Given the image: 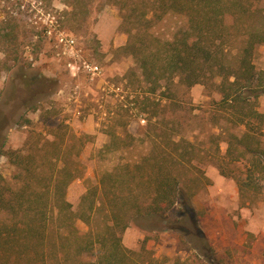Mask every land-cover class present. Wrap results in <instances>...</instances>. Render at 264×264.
<instances>
[{
    "label": "rangeland",
    "instance_id": "rangeland-1",
    "mask_svg": "<svg viewBox=\"0 0 264 264\" xmlns=\"http://www.w3.org/2000/svg\"><path fill=\"white\" fill-rule=\"evenodd\" d=\"M44 2L60 14L62 27L102 72L93 79L72 75L68 58L58 54L54 39L0 7L3 149H22L27 154L37 141L40 147L52 140L57 129L66 132V141L59 147L64 158L74 157L80 149L82 172L67 189V198L77 209L87 188L95 186L104 172L135 161L153 148L173 150L177 146L172 138L177 141L185 136L199 152L193 160L195 167L184 173L185 204H177L166 220L152 217L153 230L130 226L124 234L125 245L135 251L143 245L147 249L143 256L154 255L159 264H193L194 259L207 256L220 258L224 264H264V193L248 190L243 195L239 190L238 179L245 175L247 161H233L225 155L219 125L226 124L214 111L213 101L220 99L215 87H179L173 98L156 99L146 92L133 56L121 50L128 34L120 28L116 5L105 0ZM7 19L18 25L17 39L11 38L2 23ZM186 24L185 15L170 13L153 31L171 39ZM254 62L264 70V43ZM259 109L264 111V95ZM157 133L162 135L161 144H156ZM56 146L47 145L41 154L56 155ZM15 171L1 155L0 173L12 180ZM77 226L89 229L82 220Z\"/></svg>",
    "mask_w": 264,
    "mask_h": 264
},
{
    "label": "trees",
    "instance_id": "trees-1",
    "mask_svg": "<svg viewBox=\"0 0 264 264\" xmlns=\"http://www.w3.org/2000/svg\"><path fill=\"white\" fill-rule=\"evenodd\" d=\"M105 2L119 9L120 28L128 34L121 50L135 59L147 93L162 99L176 96L179 87H215L220 99L213 101L214 111L226 124L219 125L225 155L247 161L239 190L243 195L248 190L264 193V111L259 109L264 70L254 62L264 43V0ZM170 13L185 15L187 24L163 39L153 29ZM2 23L17 39L18 25L12 19ZM65 136L57 129L52 140L40 147L37 141L27 154L4 150L0 141V156L16 168L12 180L0 173V264H159L147 251L143 256V245L141 251L126 246L124 234L132 225L153 230L152 217L166 220L177 204H185L184 173L195 167L196 143L181 135L177 141L172 138L173 150L153 148L115 166L87 188L75 209L67 189L82 172L80 149L64 158L59 147ZM161 137L154 135L156 144ZM47 145H57L56 155L41 154ZM78 220L89 229L81 230ZM192 262L224 264L212 256Z\"/></svg>",
    "mask_w": 264,
    "mask_h": 264
},
{
    "label": "built area",
    "instance_id": "built-area-1",
    "mask_svg": "<svg viewBox=\"0 0 264 264\" xmlns=\"http://www.w3.org/2000/svg\"><path fill=\"white\" fill-rule=\"evenodd\" d=\"M0 7L7 9L14 17L36 27L42 35L54 39L58 54L68 58L67 64L72 75L81 74L93 79L102 69L83 53L75 37L62 27L60 14L49 8L44 0H0Z\"/></svg>",
    "mask_w": 264,
    "mask_h": 264
}]
</instances>
